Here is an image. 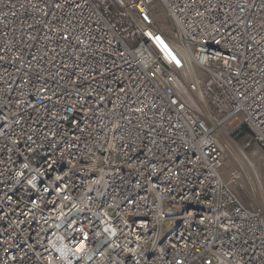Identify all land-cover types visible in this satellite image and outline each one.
I'll return each instance as SVG.
<instances>
[{"label": "built area", "instance_id": "1", "mask_svg": "<svg viewBox=\"0 0 264 264\" xmlns=\"http://www.w3.org/2000/svg\"><path fill=\"white\" fill-rule=\"evenodd\" d=\"M233 118L264 151V0H0V264H264Z\"/></svg>", "mask_w": 264, "mask_h": 264}, {"label": "rangeland", "instance_id": "2", "mask_svg": "<svg viewBox=\"0 0 264 264\" xmlns=\"http://www.w3.org/2000/svg\"><path fill=\"white\" fill-rule=\"evenodd\" d=\"M224 128L228 130L225 131L230 145H226L224 138H221L223 179L244 206L253 210L264 208V151L254 143L238 118L229 120ZM240 153L244 156L243 159L240 158ZM234 172L238 175L236 179L233 177Z\"/></svg>", "mask_w": 264, "mask_h": 264}, {"label": "bare ground", "instance_id": "3", "mask_svg": "<svg viewBox=\"0 0 264 264\" xmlns=\"http://www.w3.org/2000/svg\"><path fill=\"white\" fill-rule=\"evenodd\" d=\"M218 136H219V139H220L221 144H223L222 139L224 138V142H225V144H226V145H230V143H229L230 140H229V139L227 138V136L225 135V132L223 133V132L219 131V132H218ZM221 138H222V139H221ZM225 139H226V140H225ZM227 140H228V141H227ZM241 153H242V152H241ZM241 153H240V158L243 159L244 156H243ZM245 155H246V154H245ZM238 157H239V156H238ZM245 157H246V156H245ZM245 159H246V158H245ZM246 162H247V161H246ZM248 164L252 165V164L249 163V162H248ZM255 176H256V175H255ZM256 177H257V176H256Z\"/></svg>", "mask_w": 264, "mask_h": 264}]
</instances>
